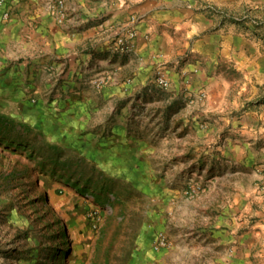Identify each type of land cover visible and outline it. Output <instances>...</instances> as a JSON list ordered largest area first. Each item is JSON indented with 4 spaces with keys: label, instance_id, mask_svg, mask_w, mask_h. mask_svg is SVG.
I'll return each instance as SVG.
<instances>
[{
    "label": "crops",
    "instance_id": "1",
    "mask_svg": "<svg viewBox=\"0 0 264 264\" xmlns=\"http://www.w3.org/2000/svg\"><path fill=\"white\" fill-rule=\"evenodd\" d=\"M48 2L19 3L10 52L30 58L7 70L6 43L0 71L25 79L29 70L38 90H96L94 124L106 137L111 132L119 152H138L136 168L163 169L166 189L172 174L199 182L197 198L161 205L159 228L170 242L162 264H252L249 256L264 254V211L253 194L264 107L252 100L258 90H248L244 60L230 57L215 15L198 0H64L67 18L58 23ZM129 27L137 33L133 47L119 52L115 38ZM229 60L236 77L226 73ZM158 73L171 82L168 90L155 84ZM99 74L110 81L94 89L86 80Z\"/></svg>",
    "mask_w": 264,
    "mask_h": 264
},
{
    "label": "rangeland",
    "instance_id": "2",
    "mask_svg": "<svg viewBox=\"0 0 264 264\" xmlns=\"http://www.w3.org/2000/svg\"><path fill=\"white\" fill-rule=\"evenodd\" d=\"M11 1V19L0 18L7 70L30 58L10 52L18 45L12 30L18 5L26 0ZM198 4L229 36L230 57L241 55L248 90H258L252 100L264 107V0ZM229 61L226 73L236 77ZM42 69L47 76L56 72L52 63ZM16 72L0 71V264H162L159 254L170 242L159 228L161 205L195 199L203 187L192 176L172 174L166 189L163 169L136 168L138 152H119L111 132L106 137L94 124L96 90H38L29 70L25 79ZM93 79L86 83L97 89ZM189 182L202 189L189 196ZM253 194L264 211V192ZM158 233L167 245L155 249ZM249 257L264 264V254Z\"/></svg>",
    "mask_w": 264,
    "mask_h": 264
},
{
    "label": "built area",
    "instance_id": "3",
    "mask_svg": "<svg viewBox=\"0 0 264 264\" xmlns=\"http://www.w3.org/2000/svg\"><path fill=\"white\" fill-rule=\"evenodd\" d=\"M48 10L54 16L58 23H63L67 18V9L64 0H49ZM13 5L11 0H0V18L3 21L10 20L12 16ZM136 31L129 27L124 32L118 34L115 38L114 49L119 52H128L132 49L134 39L136 37ZM110 81V77L107 74H99L94 77L93 84L97 89H100L104 84ZM155 84L162 90H168L171 86V82L163 74L158 73L154 80ZM205 94L200 92L197 98L203 99ZM255 172L257 174L256 188L259 191L264 192V160L255 165ZM201 186L189 182L186 186L185 193L189 196H193L201 190ZM154 248L159 249L167 245L165 235L158 233L154 239Z\"/></svg>",
    "mask_w": 264,
    "mask_h": 264
}]
</instances>
